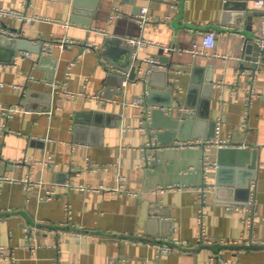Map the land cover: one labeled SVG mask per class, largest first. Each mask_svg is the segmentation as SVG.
I'll return each instance as SVG.
<instances>
[{"label": "crops", "instance_id": "obj_1", "mask_svg": "<svg viewBox=\"0 0 264 264\" xmlns=\"http://www.w3.org/2000/svg\"><path fill=\"white\" fill-rule=\"evenodd\" d=\"M72 2L0 0L42 18L0 21V264H264V57L244 53L263 11L252 0H82L73 15ZM209 31L210 57L189 53ZM128 47L143 72L120 87ZM166 85L191 123L156 145L149 116L168 112ZM139 98L140 109L122 103Z\"/></svg>", "mask_w": 264, "mask_h": 264}, {"label": "water", "instance_id": "obj_2", "mask_svg": "<svg viewBox=\"0 0 264 264\" xmlns=\"http://www.w3.org/2000/svg\"><path fill=\"white\" fill-rule=\"evenodd\" d=\"M82 0H73L72 2V14H80V9L82 7ZM89 7V6H88ZM90 9L93 8V4L90 5ZM1 38V37H0ZM253 38V35H252ZM248 40V39H247ZM5 43L8 47H12L13 44L19 45L22 44L23 49H27L28 46V41H22V40H16V39H5ZM111 43L115 44H122L121 39L119 38H113V39H107L105 42V46ZM244 53L247 54L245 55V60L256 62L260 56V54H263L264 57V50H260L255 43L250 44L249 41L247 43H244ZM133 48V47H132ZM132 48H127V53L129 54V57L127 59V63L125 65V73H127V79L129 81H138L140 80L139 74L142 71V62H137V60L132 58V52L134 49ZM126 49V48H125ZM160 61L163 60L162 57L159 58ZM163 62V61H162ZM153 70V69H152ZM154 72V71H153ZM151 76V75H149ZM123 77L119 78V83L120 87H123L122 80ZM161 89L164 91H167V95L170 97V101L162 104L163 107H168L169 110L167 113L162 108L159 109H151L150 111V125H149V130L151 131L149 134H151L152 138L155 140V144L159 145H164V144H169L174 139H182V131L183 129L188 126L191 123V117L189 115V112L187 111H181L180 107H177V109H174V106L172 104V99H171V92L168 90L167 85L162 86ZM188 107V106H185ZM174 110H177L175 113L173 112ZM174 113V114H173ZM153 148V147H152ZM242 154V151L237 150L236 155H235V166L237 167H242V164L239 162V158ZM237 160V161H236ZM218 167V166H217ZM232 167V166H231ZM226 171V169L222 167H218V173H222ZM228 172V170L226 171ZM253 178V173L249 175V177L245 178L242 180L241 184L237 185L238 187H244L247 188L249 184H247V181L249 179ZM221 179V178H220ZM218 179L216 181V184L219 186H224L226 182L224 180ZM203 247H208L213 250L218 249L219 245H214V246H209V245H201ZM220 247V246H219Z\"/></svg>", "mask_w": 264, "mask_h": 264}, {"label": "built area", "instance_id": "obj_3", "mask_svg": "<svg viewBox=\"0 0 264 264\" xmlns=\"http://www.w3.org/2000/svg\"><path fill=\"white\" fill-rule=\"evenodd\" d=\"M177 1V0H176ZM253 5L258 8L259 10L263 11V16L261 18V22H260V26L259 29L255 30L253 33V37H254V43L255 45H257L259 47L260 50H264V0H252ZM3 17H10V18H16V19H20L21 21H24L26 23H37V21L42 20V18L40 16H33V17H28L23 15L21 12H16L13 10H7V9H0V21L2 20ZM148 8L147 7H142L140 8L139 12L137 13V15L135 16V20L139 25H144L148 22ZM216 40V33L214 31H209L202 39L201 45L197 46L196 44H192V48L190 50H188L189 53H191L192 55H201L204 56L206 58H209L210 56V49L214 48V43ZM125 41L133 47H139L141 45H145L148 44V41L145 40H139L136 38H127L125 39ZM158 47L163 51H167V52H171V48H165L163 46L158 45ZM30 56L29 53H24L23 57L28 58ZM218 57V55H215ZM220 58H222L223 60H227V58H230L231 56H219ZM263 58V54L261 53L258 60L255 63H258L259 60H261ZM146 64L153 66L156 65L158 62L155 59H145L144 61ZM15 62L11 63V65L14 66ZM7 64H0V68L3 67H7ZM259 71L257 69H252L250 70L249 68L247 69V73L249 76V79L251 80V84L253 85L254 82V78L256 76V74ZM127 73L124 72V74L122 76H124V80L122 81L123 86L125 84H127L126 82H128L129 80L127 79ZM2 86V85H0ZM252 96V86L251 89L248 92V103L250 101V98ZM143 98H139V99H133L132 101H124L123 100V105L125 106H132L135 108H141L143 105ZM220 122V120L216 123L215 125V129H214V133L215 136L218 134V130H219V126L218 123ZM210 144L214 143L217 144L219 147H221V145L225 144L224 141L218 139L217 137L213 138L212 140L209 141ZM5 181L4 178H0V183ZM81 189H86L88 187H80ZM248 204H251V201H249Z\"/></svg>", "mask_w": 264, "mask_h": 264}]
</instances>
